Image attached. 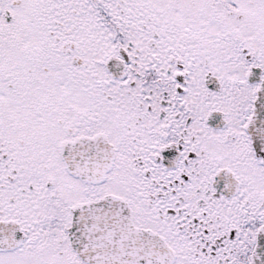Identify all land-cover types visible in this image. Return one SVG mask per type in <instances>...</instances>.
<instances>
[{
    "label": "snow or ice",
    "instance_id": "6c2138e0",
    "mask_svg": "<svg viewBox=\"0 0 264 264\" xmlns=\"http://www.w3.org/2000/svg\"><path fill=\"white\" fill-rule=\"evenodd\" d=\"M0 264H264V0H0Z\"/></svg>",
    "mask_w": 264,
    "mask_h": 264
}]
</instances>
